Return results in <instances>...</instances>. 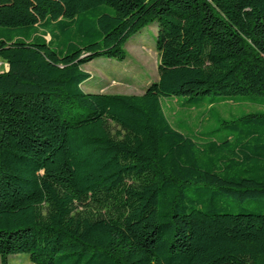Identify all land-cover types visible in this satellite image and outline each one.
<instances>
[{"label": "trees", "instance_id": "obj_1", "mask_svg": "<svg viewBox=\"0 0 264 264\" xmlns=\"http://www.w3.org/2000/svg\"><path fill=\"white\" fill-rule=\"evenodd\" d=\"M152 22L143 93L85 92ZM0 62V264H264V108L165 112L264 96V0H0Z\"/></svg>", "mask_w": 264, "mask_h": 264}, {"label": "rangeland", "instance_id": "obj_2", "mask_svg": "<svg viewBox=\"0 0 264 264\" xmlns=\"http://www.w3.org/2000/svg\"><path fill=\"white\" fill-rule=\"evenodd\" d=\"M157 22H152L133 33L124 43V60L94 58L82 68L89 73L82 83L85 92L141 94L148 83L157 78L159 56L155 50ZM4 65L0 62V70ZM257 102L234 103L217 101L216 96H204L191 108L181 107L182 97L165 100V112L173 125L193 138L218 127V118L231 119L247 111L262 110L264 96H253ZM179 103H178V101ZM237 99V98H236ZM5 264H32L25 253L11 254Z\"/></svg>", "mask_w": 264, "mask_h": 264}]
</instances>
